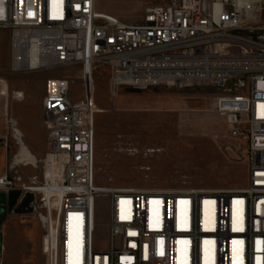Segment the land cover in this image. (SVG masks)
Instances as JSON below:
<instances>
[{
	"label": "built area",
	"instance_id": "1",
	"mask_svg": "<svg viewBox=\"0 0 264 264\" xmlns=\"http://www.w3.org/2000/svg\"><path fill=\"white\" fill-rule=\"evenodd\" d=\"M141 24L98 11V0H0L10 32V70L80 67L51 78L42 103L47 152L41 179L0 176V192L34 195L44 217L45 264H264V0H167L146 5ZM33 37L49 59L32 65ZM110 72V100L122 87L213 88L229 133L247 140L248 174L232 190L100 188L95 180L94 75ZM88 77L90 78L88 80ZM8 129L17 123L5 120ZM108 210L106 247L97 200Z\"/></svg>",
	"mask_w": 264,
	"mask_h": 264
},
{
	"label": "rangeland",
	"instance_id": "2",
	"mask_svg": "<svg viewBox=\"0 0 264 264\" xmlns=\"http://www.w3.org/2000/svg\"><path fill=\"white\" fill-rule=\"evenodd\" d=\"M166 1L98 0V11L138 25L143 21L146 5ZM61 77L73 79L71 97L80 102V67L14 73L10 70V32L0 30V96L4 94L0 98V176L21 177L26 184L33 178L41 179L47 152L42 103L48 80ZM109 81V70L98 69L94 75L97 187L149 191L244 187L248 142L232 137L226 117L215 111L216 98L223 91L122 87L113 102ZM18 92L23 94L21 100L14 98ZM10 118L17 123L14 130L5 124ZM15 130L20 131V136ZM22 143L37 158L34 162L15 161ZM106 202L105 197L97 200L98 239L102 247L107 241ZM17 218L10 229L3 227L5 246L0 264H45L43 223L34 214Z\"/></svg>",
	"mask_w": 264,
	"mask_h": 264
},
{
	"label": "water",
	"instance_id": "3",
	"mask_svg": "<svg viewBox=\"0 0 264 264\" xmlns=\"http://www.w3.org/2000/svg\"><path fill=\"white\" fill-rule=\"evenodd\" d=\"M34 195L32 193L22 194L19 190L9 193L0 192V262L3 245V227L11 215L33 214Z\"/></svg>",
	"mask_w": 264,
	"mask_h": 264
},
{
	"label": "bare ground",
	"instance_id": "4",
	"mask_svg": "<svg viewBox=\"0 0 264 264\" xmlns=\"http://www.w3.org/2000/svg\"><path fill=\"white\" fill-rule=\"evenodd\" d=\"M40 40H38L36 37H33L32 40L29 42V50H30V60L32 65L36 66L38 63H42L47 65L49 63V59L46 56V53L44 52V50L42 49V47L39 44ZM90 78L88 77V80ZM7 94V91H6ZM4 97V94H2L0 96ZM14 98L17 100H21L23 98V94L22 93H14ZM16 134L18 136H20V131L19 130H15ZM20 139V138H19ZM18 139V140H19ZM37 158L30 152L28 151V149L23 145V143L21 144V149L19 151V156L15 159V161H17V163H22L25 161L27 162H34ZM26 162V163H27ZM23 163V164H24ZM34 165V164H33ZM44 217L41 216L40 221L43 222Z\"/></svg>",
	"mask_w": 264,
	"mask_h": 264
},
{
	"label": "crops",
	"instance_id": "5",
	"mask_svg": "<svg viewBox=\"0 0 264 264\" xmlns=\"http://www.w3.org/2000/svg\"><path fill=\"white\" fill-rule=\"evenodd\" d=\"M17 217H19V216L18 215H11L8 218V221L4 225V230L5 229H10L12 226L16 225V222L18 221ZM4 241H5V239L3 238V245H4Z\"/></svg>",
	"mask_w": 264,
	"mask_h": 264
}]
</instances>
